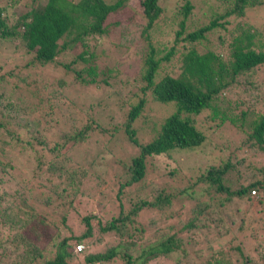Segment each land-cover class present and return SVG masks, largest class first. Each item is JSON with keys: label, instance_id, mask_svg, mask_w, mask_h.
<instances>
[{"label": "trees", "instance_id": "obj_1", "mask_svg": "<svg viewBox=\"0 0 264 264\" xmlns=\"http://www.w3.org/2000/svg\"><path fill=\"white\" fill-rule=\"evenodd\" d=\"M225 1L229 6L222 14L200 28L187 30L186 24L194 7L186 0L173 16L177 20V29L172 46L160 51L150 42L149 35L163 13L158 0H143L141 14L128 6L127 0H112L110 3L104 0H80L78 3L70 0H32V4L14 22H10L6 8L0 7V43L14 41L22 48V54H26L23 57L27 59L23 70L50 67L58 57L80 48L74 60L64 66L69 68L78 61L83 64L80 70L74 71L76 84L80 86H108L107 80L113 76L112 69L101 62L97 49L91 50L90 47L92 40H99L108 33L112 19L115 26L122 23L118 15L128 16L129 11L135 14L136 23L143 28L141 34L146 44L141 74L145 86L139 88L140 95L136 98L130 97L125 121L117 123L110 133L111 136L120 133L122 138V145L109 148L113 159L105 160L100 156L102 147L86 161L87 165L73 163L68 156V151L79 145L83 150L91 147L90 140L97 127V121L91 114L94 107H98L97 103L87 109L76 102L69 103L59 121L52 115V109L56 107L54 99L42 98L49 110L44 114L38 111L45 124H41L38 117L29 120L25 107L21 109V117L26 122L22 123V119L16 122L11 112H3L11 105L0 106V230L3 228L4 232H8L5 239L0 232L1 263L151 264L160 258L174 257L175 264H184L189 260L188 257L183 261L189 255L187 243L195 242L198 248L204 249L201 248L202 240L209 238L201 236L200 230L213 228V224L218 228L215 237H229L231 241L237 239L239 242L252 239L257 244L264 242V235L258 232L263 229L259 225L264 216L252 218L255 209L252 202L264 206V168L259 169L260 178L243 185L231 178L235 164L230 159L208 167L197 164L192 169V177L184 175L178 167L160 174L154 162L156 157L172 158L177 154L180 155L179 164L185 167L197 158L194 154L205 148L206 136L196 125L205 113L204 117L217 127L226 121L234 125L237 120L244 121L248 115H255L248 123L246 143L252 151L264 153V114L256 116L253 106L241 111L240 119H237L238 116L233 117L220 107L221 103L237 106L238 103L227 100V95L231 96L240 80L253 86L258 69H264L263 45L253 41L256 30L251 33L245 31L230 41L231 60L225 61L212 50L201 49L208 33L225 28L230 17L243 18L248 10L261 6L262 0ZM79 21L85 25L80 32ZM96 47H101L100 42H96ZM174 58L176 62L171 64ZM164 65H177L180 74L161 76L160 70ZM16 75L29 90L32 82L27 79L29 73L25 75L27 78H23L20 72ZM59 85L63 88L62 79ZM29 91L30 98H38ZM147 92L153 101L172 105L174 111L160 124L153 139L144 143L138 139L134 126L140 117L147 120L145 124L148 123V116L143 114L148 103ZM41 100L40 105L43 103ZM67 100L70 101L65 96L64 101ZM120 104L125 107V101ZM111 117L109 121L112 122ZM30 121H34L36 132ZM29 139H34V147ZM25 150L36 151L39 155H35L36 163L30 173L24 176L18 174L19 179L24 177L23 183L33 181L42 186V198L35 200L38 199L37 202L41 203L39 208L43 210L45 207L52 209L54 205L51 203L54 202V211L59 214L57 218L39 211L37 207L28 206L23 194L25 188L13 183L10 173H7V168L13 167L7 156L13 158L14 154H20L16 151L25 153ZM125 155L131 157L126 159ZM103 166L107 168L103 169ZM94 181L108 184L110 191H114L110 197L112 214L107 220H99L94 213L84 216L77 225L85 229L81 234H75L74 226L67 224V213L72 210L78 194L83 193L82 188L89 189ZM252 192L255 194L251 195ZM257 193L258 196H255ZM99 204L106 206L104 202ZM225 206L228 209L226 213L223 212ZM219 209L224 215L214 214ZM96 219L97 231L113 233L117 239L116 245L102 252L90 250L94 237L93 220ZM216 223L221 224L218 226ZM254 223L255 228L251 225ZM186 234L190 242L184 240ZM78 244L84 245L85 249L76 252ZM205 248H209V255L199 264H234L224 258L226 252L223 248L213 250L211 243H206ZM233 251L237 253L238 264H264L260 262L264 260V252L257 261L246 255L240 244L230 248L232 255Z\"/></svg>", "mask_w": 264, "mask_h": 264}, {"label": "rangeland", "instance_id": "obj_2", "mask_svg": "<svg viewBox=\"0 0 264 264\" xmlns=\"http://www.w3.org/2000/svg\"><path fill=\"white\" fill-rule=\"evenodd\" d=\"M70 1L78 3L80 0ZM104 1L110 3L112 0ZM142 1L143 0H127L126 4L141 14L143 11ZM185 1L186 0H158L163 13L160 16V19L155 23L153 29L149 32L150 42L153 43L158 51L165 48L168 49L172 46L174 32L177 29V20H174L173 16ZM188 1L194 8L189 16L188 23L186 24L187 30H194L208 24L211 19L222 14L223 10L229 6L226 5L225 0ZM31 4L32 0H0V7L6 8V14H8L7 16L10 22H14ZM117 18L120 19L122 23L119 26H115L114 19H112L110 21L108 33L103 35L99 40H92L90 47L91 50L97 49L96 53L99 55L101 62L106 67L112 69L113 76L111 79L107 80L108 86H80L79 84H76L77 77L74 76V71L80 70L83 64L78 61L76 64L70 65L71 69H69L70 67L65 68L64 66L70 64L71 60L75 58V54H79L81 51L80 48L75 49L71 53H65L68 55H64L62 58L58 57L56 60L57 63L54 62L50 67L23 70L22 67L27 59L23 57L26 54H22V48L18 44L15 45L16 43L14 41L0 43V97L2 98L0 106L11 105L10 107L3 109V112L5 114L8 111L11 112L12 115L15 116L14 121L19 122V119H22V123L26 122V119L21 117V109L25 107V110L27 111L26 115H29V120L38 117L41 124H45L38 112L41 111L44 114L49 111L47 108L48 104L44 103L45 100H41L42 98L54 99L53 102L56 107L52 109V115L59 121L63 118L69 103L74 104L76 102L77 104L84 106L83 108L86 109L97 103L98 107H94L95 110L92 114L90 113V110H88L92 118L97 121L96 133L91 137L89 144L91 147L83 150L81 145H79L78 147L69 150L68 156L72 159L73 163L77 162L78 164L87 165L86 161L95 156V153L100 147L103 148L100 155L101 157H104L105 160H108L110 157L112 159L114 158L112 151L109 148L116 145H122V138L120 133H117L115 136H111L110 133L117 123L122 124L125 121L126 113L129 109L128 100L130 97L136 98L137 95H140L139 88L145 86V82L141 80V74L143 73L142 58L144 55V49L146 50V44H144V39L141 34L143 28L136 23L135 14L132 11H129L128 16L122 14L118 15ZM227 22L225 28H218L215 32L206 35L205 40L201 43V49L212 50L215 54L220 55L225 61L231 60L229 55L230 41L234 37L240 36L245 31L251 33L253 30H256V38L253 41L256 44L263 45L262 50L264 51V0H262L261 6L248 10L243 18L236 19L230 17L227 19ZM77 24L80 25V30L78 32L82 31L85 25L80 21ZM239 24L243 26L240 27ZM75 34L76 31L74 29L73 35ZM96 42H100L101 47H96ZM165 53L166 52H163V54ZM176 58L172 60L171 64L176 62ZM160 71L161 76L164 74L174 76L180 74L177 65H164ZM19 72L23 78H27L25 75L26 73H29L27 79L32 82L28 88L31 92H34L38 98H30L31 93L25 87L27 84L24 85L21 78L16 75V73ZM61 79L64 82L63 88L59 85V80ZM252 85L253 86H251V84L248 85V83L240 80L238 86L231 93V96L227 95L228 101L238 103V105L235 106L234 104V106H232V104L227 105L221 103L220 107L231 116H238L237 119H240L239 114L241 111H247V108L249 109L253 106L254 109H256V116L264 114V110L262 109L264 106V69H258L257 76L253 79ZM65 96L70 101H64ZM145 97L148 103L143 114L148 116V123L145 124V121L147 120H145V118L141 119L140 117L135 121L134 128L136 129L138 139L147 143L153 139L155 131H158L159 126L164 119L173 113L174 108L172 105H164L153 101L149 92L145 94ZM240 97L241 99L238 100ZM40 100L43 102L41 105ZM101 101H104V103H101ZM124 101L125 105L123 104V106L125 107L123 108L120 106V102ZM39 105L40 107H38ZM205 115L206 113L199 117L196 125L206 136V142L204 144L205 148L194 154L197 156V158H194L195 161H189L185 164V167H183V165L179 164L181 163L180 155L175 154L172 158L159 156L154 160L155 165L157 166V172L165 174L168 170L178 167L184 175L192 177V169H195L197 164H200L202 167H208L210 165H219L222 160L228 161V159H230L231 162L235 164V170L232 174L230 173L234 182H241L243 185H248L247 181H253L260 178L261 175L259 174V169L264 168V153L255 150L252 151L249 144L246 143L247 134H249L248 123L254 119L255 115H248L244 121L236 119L237 122L234 125L229 121H226V123L219 127H217L215 123L209 122L208 117H204ZM110 116L113 118L112 122L109 121ZM29 124L35 131V128L37 127L34 125V121H30ZM28 142L34 147V139H29ZM23 152L25 153H22V151H16V153L20 154H14L13 158L10 155L7 156L8 160H10V164L13 165L12 168H7V173H10L9 176L13 179V183L18 187L22 185L25 188L23 194L24 197L27 198V205L37 207L38 209L41 203L37 202V200L42 198L40 192L44 191V189L41 188L42 186L39 187L38 183L33 181L23 183L24 177L19 179L18 174L24 176L25 173H30L29 171L33 168L32 165L36 163L35 155H39V153L27 150ZM130 157L131 155L124 156L126 159H129ZM236 161L240 163H237ZM105 168L107 167L103 166V169ZM181 171L179 172L181 173ZM87 189L84 187L82 188L81 191H83V193L78 194L75 202L72 204V210L67 213V224L74 226L75 234H81L83 229H85L84 227H78L77 225V222H79L84 216L94 213L99 220H107L112 214V211L110 210H112L113 206L111 205L110 197L114 195V191H110V185L98 184L94 181L89 189ZM255 196H258V193ZM35 198L38 199L35 200ZM103 202L106 203V206L99 204ZM252 203L253 208H255L253 211L254 216L252 215V218H255V216L258 218L264 216V210L262 211V209H260H264V206L258 205L257 202ZM51 205H54L52 209L51 207H45L44 210L42 208H39L38 210L43 213H49L57 218L59 214L54 211L56 204L53 202ZM231 206L232 205H229L230 208L234 207ZM227 210L228 209L225 206L223 212L226 213ZM258 210H261V212ZM215 211L214 214L216 213V216L224 215L220 209ZM61 215L62 213L60 216ZM210 219H212V216ZM56 221L58 223L60 222L59 220ZM93 223L94 237L91 239L93 240V244L91 245L90 250L93 252H102L110 246L117 244L116 236L113 233L102 234L97 231V219L93 220ZM216 224L219 226L221 223ZM251 225L253 228L256 227L255 223ZM213 226V228L209 227L210 229L206 228V231L204 229L200 230L201 236L207 235L209 238L208 240H202L203 246L201 248L204 249L198 248L195 242L190 244L187 243L186 250L189 252V255L185 256L183 261L188 257L189 260L188 263L184 264H199L201 259L208 257L209 248L206 250V243H211L213 250L223 248L226 252L225 255H223L224 258L234 264H238V256L236 255V251H233L234 253L232 255L230 253V248L236 247L239 244L243 246L244 253L250 256V258L257 259L258 261L260 260V257H263L261 254L264 252V242L257 244L252 239H244L242 242H239L236 241L237 239L231 241L229 237L219 238L220 236L218 237V235L215 237V232L218 228L215 227V224H213ZM259 226L263 229L258 232L264 235V217L261 219ZM0 232L4 239L8 236V232H4L3 228H1ZM11 234H13V232H11ZM186 235L183 236L185 237L184 240L190 242L191 240L188 239L189 235H187V237ZM262 239L264 240V237ZM253 248H256V250H253ZM260 262H264V260H261ZM0 264H3L1 263V252ZM151 264H175V258H160L153 261Z\"/></svg>", "mask_w": 264, "mask_h": 264}, {"label": "built area", "instance_id": "obj_3", "mask_svg": "<svg viewBox=\"0 0 264 264\" xmlns=\"http://www.w3.org/2000/svg\"><path fill=\"white\" fill-rule=\"evenodd\" d=\"M252 194H255V192H252ZM84 249H85V247H84V245H82V244H78V245L75 246V251H76V252H81V251H83Z\"/></svg>", "mask_w": 264, "mask_h": 264}, {"label": "clouds", "instance_id": "obj_4", "mask_svg": "<svg viewBox=\"0 0 264 264\" xmlns=\"http://www.w3.org/2000/svg\"><path fill=\"white\" fill-rule=\"evenodd\" d=\"M253 195V194H252Z\"/></svg>", "mask_w": 264, "mask_h": 264}]
</instances>
